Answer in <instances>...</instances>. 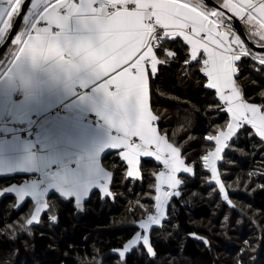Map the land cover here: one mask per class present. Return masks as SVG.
Listing matches in <instances>:
<instances>
[{
    "label": "snow or ice",
    "instance_id": "6c2138e0",
    "mask_svg": "<svg viewBox=\"0 0 264 264\" xmlns=\"http://www.w3.org/2000/svg\"><path fill=\"white\" fill-rule=\"evenodd\" d=\"M19 18L23 26L11 41L16 48L9 74L20 71L30 60L33 64L50 61L68 75H90L97 81L96 90L103 93L100 114L113 129L109 149L121 150L119 156L127 165L126 179L141 178L142 157H152L163 166L153 173L154 213L139 221L142 231L135 232L122 249L114 250L121 261L140 244L148 255L156 254L149 229L166 219L170 198L181 195L180 174L194 172L181 147L158 131L154 124L158 117L150 108V76L155 77L158 66L177 55L163 47L166 41L183 42L187 49L184 64L199 66L207 78L204 86L215 90L217 107L227 114L224 125L204 137L215 147L200 160L211 174L209 182H215L222 198L231 204L217 162L245 126L264 140V104L249 102L235 79L238 62L245 57L258 62L264 71V54L250 51L232 20L250 26L251 36L259 38L256 43L264 50V0H219L218 7L206 0H0V42L7 39ZM161 51L165 59L160 58ZM87 174L90 179L85 182L60 178L59 183L67 187H57L56 191L65 197L74 196L77 207L94 188L104 196L112 195L111 172L102 166H89ZM5 191L15 192L20 200L31 197L36 210L27 224L39 222L41 210L48 205L35 185L27 189L13 185ZM203 242L209 243L206 239Z\"/></svg>",
    "mask_w": 264,
    "mask_h": 264
},
{
    "label": "trees",
    "instance_id": "16d2710c",
    "mask_svg": "<svg viewBox=\"0 0 264 264\" xmlns=\"http://www.w3.org/2000/svg\"><path fill=\"white\" fill-rule=\"evenodd\" d=\"M163 47L177 55L152 77L151 107L159 132L181 147L194 172L182 176L181 195L170 198L166 219L149 229L156 254L148 255L140 244L121 261L114 250L142 231L139 221L153 213V173L161 166L143 160L141 178L126 179L124 163L114 156L107 161L111 196L93 191L77 207L52 193L38 223L27 224L36 203L17 206L14 196L0 195V264H264V140L245 126L222 153L217 168L229 204L200 160L215 147L204 137L224 125L227 114L217 107L215 91L204 86L199 66L184 64L183 42L169 40ZM160 58L165 59L162 51ZM238 65L235 79L245 98L264 104L261 66L251 57ZM13 179L0 178V190Z\"/></svg>",
    "mask_w": 264,
    "mask_h": 264
},
{
    "label": "crops",
    "instance_id": "0c3cea01",
    "mask_svg": "<svg viewBox=\"0 0 264 264\" xmlns=\"http://www.w3.org/2000/svg\"><path fill=\"white\" fill-rule=\"evenodd\" d=\"M213 1L219 4V0ZM240 22L256 43L259 38L251 36V27ZM22 26L23 21L18 32ZM15 48L16 46L11 43L0 57V127L8 132H16L28 124L36 126L35 140L21 139L17 135L0 140V178H14L0 190V195L14 196L16 205L19 206L25 201L36 202L31 197L20 200L15 192H6V188L15 185L27 189L35 185L37 191L42 192L45 197L52 193L62 196L56 189L57 187L66 188L67 185L60 184V178L68 182H85L90 179L87 174L89 166L94 168L102 166L109 172L108 158L117 156L121 161L122 159L119 156L120 149H109V137L113 129L100 114L104 97L102 92L96 90L97 81L84 72L65 74L50 61L33 64L30 60H26L20 71L9 74L8 69L12 64ZM253 53L264 54V52L256 51ZM151 80L152 76L149 79L152 110ZM78 88L84 92H78ZM17 94L20 96L15 99L14 96ZM59 104H65L79 112L96 114L102 119L103 124L90 126L82 121L79 113L73 117L49 114V110ZM65 158L74 159L76 164L69 166L63 163ZM143 160L152 161L160 165L161 169L163 167L152 157H142L141 162ZM220 161L217 162V166ZM123 163L127 171V165ZM52 166L57 168L49 175L51 182L43 187H39L34 182H26L27 175ZM184 175L190 174L181 173V179ZM50 185H56V187H50ZM93 191L104 196L99 188L92 189L89 195ZM62 197L72 199L76 203L74 196Z\"/></svg>",
    "mask_w": 264,
    "mask_h": 264
},
{
    "label": "built area",
    "instance_id": "2783aa9c",
    "mask_svg": "<svg viewBox=\"0 0 264 264\" xmlns=\"http://www.w3.org/2000/svg\"><path fill=\"white\" fill-rule=\"evenodd\" d=\"M247 46V45H246ZM78 92L82 93L84 90H81V88H78ZM20 94H17L14 96L15 99H18ZM77 113H79L82 121L90 126H99L103 124L102 119L93 113H84V112H79L73 108H70L66 106L65 104H59L57 106L52 107L49 110V114L51 115H67L69 117L75 116ZM35 133H36V126L34 124H28L26 126H22L19 128L18 131L16 132H8L0 127V140L2 139H7L9 137H12L13 135H17L21 139H31L35 140ZM136 139V138H133ZM138 142V140H137ZM37 147V145H36ZM63 163H66L69 166H74L76 164V161L74 159H69L65 158L63 160ZM57 166H52L50 168H47L43 171L34 173V174H29L25 177L26 182H34L36 183L39 187H43L46 183L51 182L50 178V173L55 170ZM46 197L44 196L42 198L43 201H45Z\"/></svg>",
    "mask_w": 264,
    "mask_h": 264
},
{
    "label": "water",
    "instance_id": "95a60500",
    "mask_svg": "<svg viewBox=\"0 0 264 264\" xmlns=\"http://www.w3.org/2000/svg\"><path fill=\"white\" fill-rule=\"evenodd\" d=\"M206 3H208L210 5H215L218 7V4L216 2H214L213 0H206ZM24 11L26 12V8L24 9ZM228 15H230V14H228ZM21 23H22V18H19L17 20V22L14 23L13 30L8 33L7 39H5V41L3 43L2 42L0 43V57L5 53V51L7 50L9 45L11 44V41H12V39H14L16 33L18 32ZM232 23L234 26V30L241 36V38L245 41V44L247 45V47L250 50H253L256 52H264V50L259 48L258 45L252 43V41L250 40V38L246 34L243 25L241 24V22L238 19H233ZM44 209L45 208H43L42 210H44ZM35 210H36V207L34 208L32 214L35 212ZM42 210H41V212H42ZM30 219H31V217H30ZM35 223H37V222H33V224H35Z\"/></svg>",
    "mask_w": 264,
    "mask_h": 264
}]
</instances>
